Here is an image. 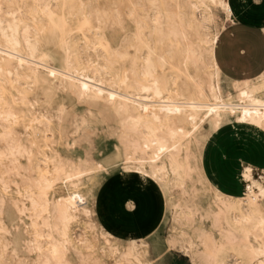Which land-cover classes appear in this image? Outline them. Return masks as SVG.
Masks as SVG:
<instances>
[{
    "label": "bare ground",
    "instance_id": "bare-ground-1",
    "mask_svg": "<svg viewBox=\"0 0 264 264\" xmlns=\"http://www.w3.org/2000/svg\"><path fill=\"white\" fill-rule=\"evenodd\" d=\"M102 2L104 7L94 12L92 0H0V264L22 248L37 254L35 264H74L71 254L79 264H89L83 259L88 240L74 231V203L58 198L55 186L79 187L93 166L83 157L66 160L61 149L81 150L78 141L87 128L108 130L110 120L119 127V132L110 133L120 140L124 159L142 166L145 158L155 163L167 155L175 180L196 174L213 191L218 203L213 223L222 228V238L218 242L201 233L202 249L192 251V256L204 264H264V177L229 192L230 186L220 179V166L209 157L222 127H230L236 138L246 130L253 131L254 140L264 136V72L254 79H229L215 60L221 30H208L213 18L208 12L211 5L225 12L223 29L234 22L230 1ZM70 12L83 17L70 23ZM125 15L137 29V47L130 59L101 42L107 27ZM78 37L86 49L105 53L104 65L103 60L101 66L85 60ZM49 45L65 54L59 68L47 62ZM120 59L129 64L123 71L115 70ZM222 77L232 83V92H224ZM61 90L102 111L66 113L61 103L55 109L56 95L51 94ZM51 119H56L54 125ZM193 142L200 163L194 158ZM247 169L246 178L251 177ZM145 176L141 168V178ZM12 186L18 198L6 194ZM8 207L15 210L9 222ZM193 208L186 205V214ZM13 227L21 231L17 238ZM189 245L191 249L193 241ZM137 246L130 239L119 264H141Z\"/></svg>",
    "mask_w": 264,
    "mask_h": 264
},
{
    "label": "rangeland",
    "instance_id": "rangeland-1",
    "mask_svg": "<svg viewBox=\"0 0 264 264\" xmlns=\"http://www.w3.org/2000/svg\"><path fill=\"white\" fill-rule=\"evenodd\" d=\"M83 1L86 2L87 0ZM229 1L234 9L233 0ZM234 4L238 8L239 14L250 20L255 21L257 18H264V0H243V2L242 0H234ZM101 6L104 7L102 0H92L90 8L96 12ZM210 7L208 13L212 14L213 18L207 23V27L211 33H215L222 30L226 23V14L219 6L211 5ZM233 13L235 16V10H233ZM70 14L67 15L70 23L83 17L81 13L72 14L70 12ZM136 32L135 22L128 15H125L121 20L116 19L113 24L107 27L101 42L104 46L109 42L110 49L117 53H127L130 59L137 47ZM82 33L88 34L87 29L83 28ZM76 39L85 60L90 63L95 61L94 63L99 65L103 60L101 63L102 65L105 64L106 58L102 59L105 56L103 55L104 52L102 54L101 50L96 53L93 50L86 49L83 39L81 37ZM46 51L49 52V55H47L49 57L46 59L51 67L59 68L64 64L63 57H65V54L61 49L49 45L46 47ZM126 60L120 59L115 70L122 69L123 71L129 65L128 62H125ZM90 70L92 68L88 69L89 74L93 71L90 72ZM190 72L193 75L195 74L193 66H190ZM102 78L108 80L106 75H103ZM221 84L225 93L232 92V83L228 79L222 77ZM51 95L52 97L56 95V100L52 102L53 107L56 109L58 104L61 103L64 105L66 113L85 114L89 111H102L99 106L87 101L77 100L74 95L63 90ZM40 98L42 99V95H40ZM50 123L54 125L56 119H51ZM107 125L109 126L108 130L103 129V126L96 130L87 128L85 134L78 141L81 150L72 152L67 148L61 149V153L63 152L62 155L66 160L73 162L75 160L76 162L78 157H83L93 166V169L82 178L79 187L74 188L68 183H58L57 187L55 186L58 198L74 203L73 208L77 215V222L73 224L74 231L88 240L87 247L83 248L84 261L86 260L89 264H119V259L129 249L130 239H134L138 245L136 249L139 252L141 264H156V260L161 261L164 259V257H161L164 254L178 255L180 256L179 259L185 264H204L198 256H192V251H201L202 249L198 236L204 233L218 242L222 238V228L215 226L213 223V215L218 209V203L209 185L197 177L196 174H192L185 181L175 180L171 173L170 160L164 154L159 156L161 158H158L155 163L145 158L142 166L137 160L124 159L123 146L120 140L110 133V131L116 132L117 130L119 132V127L111 120L108 121ZM204 128L205 132L210 131L207 124L204 125ZM216 143L209 150L210 158L217 163L219 156L223 155L227 159H236L239 164L235 180L230 178L228 170L225 169L226 175L224 177L227 182H224V184L235 189L252 179L264 177L263 134H260L259 139L254 140L253 131L246 130L243 131L242 136L236 138L232 134V129L225 126L220 129ZM191 145L195 152L194 158H196V162L200 163L201 157L197 151V145L194 142ZM156 166L163 167V169L159 170ZM247 167H250L251 174V177L248 178L243 174L247 172ZM141 168L146 171L145 180L141 178ZM220 168L222 167L220 166ZM117 178H139L154 187L160 201V213L156 225L150 233L139 236H124L112 231L104 223L105 193L108 191L110 183ZM227 191L229 190L227 189ZM6 194L12 198L19 197L16 186H12ZM186 205L194 207L193 213L190 215L186 214ZM14 213L13 207L6 208L7 222ZM25 221H27V218ZM20 226L23 227V223H20ZM11 231L13 238H17L21 233L20 230L14 227ZM182 234H184L185 239L181 237ZM27 236L24 235V237ZM190 241H193L191 249ZM71 255L72 262L79 264L78 257ZM188 256L189 258H187ZM36 257L35 252L22 248L18 254L10 253L5 264H35Z\"/></svg>",
    "mask_w": 264,
    "mask_h": 264
},
{
    "label": "crops",
    "instance_id": "crops-1",
    "mask_svg": "<svg viewBox=\"0 0 264 264\" xmlns=\"http://www.w3.org/2000/svg\"><path fill=\"white\" fill-rule=\"evenodd\" d=\"M233 6L234 22L221 30L214 49L215 60L229 79H254L264 72V18L250 20L239 14L234 0ZM217 164L222 167L219 170L222 182H227L225 169L235 180L239 166L236 159L220 155ZM227 189L232 193L239 191L238 188ZM105 194L102 217L109 229L124 236L148 234L154 229L160 213V201L151 184L139 178H117L110 183ZM161 257L164 259L156 260V264H185L178 255L164 254Z\"/></svg>",
    "mask_w": 264,
    "mask_h": 264
}]
</instances>
